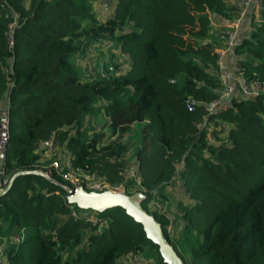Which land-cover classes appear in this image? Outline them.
Masks as SVG:
<instances>
[{
	"label": "trees",
	"instance_id": "trees-1",
	"mask_svg": "<svg viewBox=\"0 0 264 264\" xmlns=\"http://www.w3.org/2000/svg\"><path fill=\"white\" fill-rule=\"evenodd\" d=\"M111 1L104 15L103 0H0V110L7 100L10 111L6 176L37 172V144L56 132L75 169L110 184L123 181V168L138 169L142 206L183 264H264V95L235 101L218 116L228 131L215 138L227 148L197 128L201 104L218 95L216 48L227 32L212 22H233L237 7L227 0ZM247 18L234 61L245 77L264 81V2ZM104 43L113 53L101 72L71 63ZM188 96L197 102L194 112L184 107ZM97 115L105 121L92 134L94 121L84 122ZM124 115L130 123L119 121ZM177 177L183 188L176 218L169 194L177 195ZM134 186L125 184L129 192ZM69 205L58 184L16 177L0 196V253L9 264H117L128 253L143 264H164L122 208H77L105 222L95 234L71 217ZM165 213L176 221L175 235L166 231ZM23 230L27 236L16 240Z\"/></svg>",
	"mask_w": 264,
	"mask_h": 264
},
{
	"label": "built area",
	"instance_id": "built-area-1",
	"mask_svg": "<svg viewBox=\"0 0 264 264\" xmlns=\"http://www.w3.org/2000/svg\"><path fill=\"white\" fill-rule=\"evenodd\" d=\"M104 8L102 13L106 14L108 7L113 5L111 0H103ZM264 0H241L237 6L238 17L233 20L229 29L226 32V36L221 46L216 49L217 65L221 69L219 75V82L217 87L218 95L211 102L202 103V110L204 112L202 121L197 124L199 130H204L209 141L213 144H224L227 148L229 143L227 141H216L215 132L223 131V135L228 131V127H225L218 116L225 110L231 108L235 101L251 100L260 95H264V81L253 80L245 77L237 62L232 63V68L223 70L224 61L228 56L240 47L241 31L240 26L244 19H246L251 11L254 9L256 12L261 8ZM115 10L112 14L114 16ZM111 17V16H110ZM17 27L15 22H12L5 33L7 40V49L11 50L14 46L13 30ZM201 103V102H198ZM184 107L189 112H194L197 102L190 96L184 99ZM222 135V136H223ZM10 140V111L8 101L6 100L0 110V192L4 191L10 182V178L5 174V165L7 162V148ZM37 151L41 154L42 165H36L35 169L38 173L42 174V177L53 183L58 184L63 190L67 187L61 185L55 181V178H61L64 182L71 185V188L83 187L86 191L93 192H119L123 189L129 190L125 187L126 182L133 181V192L137 191L145 192L142 187V180L140 178L138 169L136 167L128 166L122 169L123 181L117 184H110L105 179H100L95 172H85L79 169L73 168L71 158L69 154L63 148L59 134L54 132L48 139L40 141L37 144ZM178 168V167H177ZM180 168V167H179ZM179 168L177 171H179ZM180 177V176H179ZM179 177L174 181L177 188H183ZM140 192V193H141ZM159 207V206H157ZM75 205H69L71 217L74 220L82 218L87 223V231L92 233H100L101 227L105 225V222L98 219L95 213H80ZM82 210V209H81ZM87 211V210H84ZM167 220L166 231L172 236L176 232V221L174 217L169 213H165ZM94 226L96 230L93 231ZM175 235V234H174ZM26 236V232H23L16 237V240H20ZM2 252V249H1ZM0 253V264H9L6 257ZM117 264H143L137 255L128 253L119 258Z\"/></svg>",
	"mask_w": 264,
	"mask_h": 264
},
{
	"label": "water",
	"instance_id": "water-1",
	"mask_svg": "<svg viewBox=\"0 0 264 264\" xmlns=\"http://www.w3.org/2000/svg\"><path fill=\"white\" fill-rule=\"evenodd\" d=\"M25 175L42 176L41 173L36 171L19 172L10 179L6 189L0 192V196L7 193L16 177ZM64 192L67 203L75 205L82 210H92L102 213L109 208H122L128 216L142 226L146 238L157 246L164 264H183L165 237L161 225L155 220L152 214L143 208L142 204L145 201L144 194L139 192L129 194L125 189L119 192H93L86 191L81 186L66 188Z\"/></svg>",
	"mask_w": 264,
	"mask_h": 264
},
{
	"label": "rangeland",
	"instance_id": "rangeland-1",
	"mask_svg": "<svg viewBox=\"0 0 264 264\" xmlns=\"http://www.w3.org/2000/svg\"><path fill=\"white\" fill-rule=\"evenodd\" d=\"M255 19H256V21H255V23H258V22H260L261 21V19L258 17V15L255 17ZM212 23H214V22H212ZM254 28V26L253 25H250V29H249V31L251 30V29H253ZM218 37L216 38V43L218 44ZM104 45H109V48L112 46V44H106V43H104V44H102L100 47V50H94L93 48H90L89 50H88V54L86 55V57H84V58H79V59H77V58H72L70 61H71V63L73 64V65H75L76 66V68L79 70V69H81V70H84V68H87L88 69V71H89V69L91 68V70H92V68H93V70H97V71H100L101 69H102V67H101V63L102 62H107V63H110V61H111V56H112V53L113 52H109V49L107 48V50H105V48H104ZM230 56H232V60H233V62H234V54H231ZM232 62V63H233ZM94 65V66H93ZM90 70V71H91ZM92 73H93V71H91ZM101 72V71H100ZM176 80H177V82L178 83H180V81H181V83L183 82V76H179V77H177L176 78ZM175 81V80H174ZM91 121H94V124H95V126L93 125L92 127H93V129H91V124L88 126V129L92 132V134L95 132V133H99L100 132V130H101V127L103 126V124H104V121H105V119H103V117L102 116H100V115H97V117L96 116H91V117H89V118H87L86 120H85V122H84V124H85V126L87 127V125L86 124H88V123H90ZM119 121L121 122V123H130L131 121H130V119H129V117H128V115H124V116H121L120 118H119ZM92 134H90L89 136H92ZM128 158L129 159H133V151H131V153L129 154V156H128ZM129 193V192H128ZM130 194V193H129ZM190 200L189 198H187L186 197V201H188V200ZM174 201V200H173ZM178 204V205H177ZM181 208H183L182 206H181ZM171 209H173V211L175 210V209H179V202H177V201H174V204H172V206H171ZM184 210H185V208H184ZM150 213L152 212L151 210H148ZM179 211V210H178ZM175 212V211H174ZM176 213V212H175ZM173 217V216H172ZM178 233V232H177ZM176 233V234H177ZM27 232H26V236H27Z\"/></svg>",
	"mask_w": 264,
	"mask_h": 264
},
{
	"label": "crops",
	"instance_id": "crops-1",
	"mask_svg": "<svg viewBox=\"0 0 264 264\" xmlns=\"http://www.w3.org/2000/svg\"><path fill=\"white\" fill-rule=\"evenodd\" d=\"M227 2H228L229 5H233V6L237 7L238 4L240 3V0H227ZM248 20H249V18H246V19H244L243 22L241 23L240 31H241L242 34H246V33H247ZM231 23H232V22H230V23L222 22V24H219L218 21H217V22L214 21L213 29H217V30H218V29H220V28H224V29L228 30L229 27H230V25H231ZM216 32H217V31H216ZM216 49H217V48H216ZM232 62H233V60H232V56H228L227 59L224 61L223 70L231 69V68H232ZM172 188H173V190H174V187H172ZM175 189H176V191H177V195H174L173 193H170V194H169L168 192H166V193L170 195L169 197L171 198L172 202H173V200L179 202V199H180L179 194H180L181 191H180L179 188H177L176 186H175ZM178 192H179V193H178ZM180 195H182V194H180ZM186 203L189 204L188 201H186ZM172 204H173V203H172ZM174 213H175V212H174ZM179 214H180V212H178L177 214L175 213L176 218L178 217L177 215H179ZM178 225H179V224H178ZM179 230H180V226H179ZM179 230H178V232H179Z\"/></svg>",
	"mask_w": 264,
	"mask_h": 264
},
{
	"label": "clouds",
	"instance_id": "clouds-1",
	"mask_svg": "<svg viewBox=\"0 0 264 264\" xmlns=\"http://www.w3.org/2000/svg\"><path fill=\"white\" fill-rule=\"evenodd\" d=\"M140 193V192H139ZM134 194V193H133ZM143 194V193H142Z\"/></svg>",
	"mask_w": 264,
	"mask_h": 264
}]
</instances>
